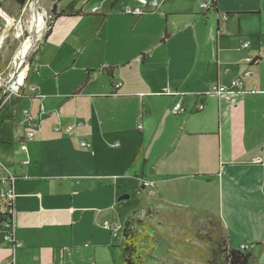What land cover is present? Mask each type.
<instances>
[{"label": "crops", "instance_id": "1", "mask_svg": "<svg viewBox=\"0 0 264 264\" xmlns=\"http://www.w3.org/2000/svg\"><path fill=\"white\" fill-rule=\"evenodd\" d=\"M12 1L2 7L16 19ZM112 1L58 0L25 97L0 110L12 118L0 164L16 178L19 245L0 229V264L115 262L110 239H96L95 202L100 190L144 183L162 204L218 217L228 247L264 264V167L250 163L264 158V0ZM220 86L234 92L205 95ZM20 143L29 161L16 158Z\"/></svg>", "mask_w": 264, "mask_h": 264}, {"label": "rangeland", "instance_id": "2", "mask_svg": "<svg viewBox=\"0 0 264 264\" xmlns=\"http://www.w3.org/2000/svg\"><path fill=\"white\" fill-rule=\"evenodd\" d=\"M12 2V0H5L3 4L4 8H7V4L14 6ZM31 3L32 0H28L24 13L20 12L19 16L16 17L22 26V31L19 34L20 38H17V28L12 27L4 41L3 48L0 52V75L2 80H6L11 73V69L15 64L16 53L23 40L29 35L27 27L31 16L29 9ZM57 4L58 0L37 1V8L43 15V21L45 22L39 38L25 58L26 64L32 59L34 52L43 40L48 28L52 26L58 17ZM60 66V64L56 65V67ZM29 77L30 79L32 78V73H30ZM9 111L5 110V113L0 117V121H5L2 127L0 122V140L2 133L4 141H9L13 138V130L10 125L12 118ZM36 111L33 110V117L36 116ZM14 112V117L23 114L25 116L27 115L26 110H23V108L18 109V111L14 110ZM18 148L20 149V155L19 157L16 155V158L22 161H29L26 145L20 143ZM7 154V146L0 144V155L3 156V158L0 156L2 164H6L4 157ZM142 185L145 188H142ZM112 188L117 193V196L112 197L110 194L113 193L108 190H100L99 198L95 202L98 205L96 210L99 209L101 214L98 228L100 229L104 216L111 226L119 230L117 237H112L109 232H105L102 229H100L99 234L96 236L99 242L103 240L109 241L110 239L111 245L115 247L111 248L109 246L111 249L110 254L114 252L116 259L115 262L109 261L108 264H118V252L116 248L121 245L122 228L125 220L129 216L133 220V230L138 231L143 236V243L139 246V253L144 258V264H207L210 248V244L207 243V236H209L210 232L213 235L215 232L218 234L220 232L219 225L216 224V221L205 219L201 214L192 211L190 212L185 209L162 204L156 196L155 186L150 183L128 184L125 190L123 186H119V190H116L114 187ZM125 194H128L129 198L117 202V199ZM106 201L108 202L106 203ZM134 212L136 214L132 215ZM103 233L106 237L103 236Z\"/></svg>", "mask_w": 264, "mask_h": 264}, {"label": "built area", "instance_id": "3", "mask_svg": "<svg viewBox=\"0 0 264 264\" xmlns=\"http://www.w3.org/2000/svg\"><path fill=\"white\" fill-rule=\"evenodd\" d=\"M4 0H0V52L3 48L4 41L8 36V32L12 29V27H17L20 24V21L9 16L6 11L2 7V3ZM28 0H26L25 5L20 10L21 13H24L26 10V5ZM202 8L205 9L206 5L202 4ZM128 15L140 16L141 12L136 10H131L127 8L125 11ZM249 45L248 42H244L242 44V48H247ZM26 58V57H25ZM25 58L18 62L15 60L14 67L11 69V73L8 75L6 80L1 79L0 75V110L12 99L17 98L21 99L24 97V89L26 88V78L29 72L30 64H26ZM18 62V63H17ZM237 83L233 85L236 86ZM119 84L116 86L118 87ZM30 91H35L36 88L34 86H30L28 88ZM234 91L230 88L224 87H216L211 92L205 93L206 96H217L218 98L227 94H232ZM163 95L173 96L176 95L173 92L166 91L162 93ZM183 95V94H180ZM37 98H41V95H36ZM184 109L180 104H176L173 106L171 112L174 115L183 113ZM41 115L43 114V109L41 108ZM29 120H23L18 122V127L22 128L28 124ZM36 133V129L33 125H31L30 131H25L23 137L24 139H31L33 135ZM83 146H88L87 144L82 143ZM28 162H23L26 165ZM252 165H260L264 167V158L256 157L251 162ZM16 178L11 175L1 164H0V219L2 221L1 230L3 234V240L5 242L11 243L13 248L18 247L19 245L15 244V224H14V210H13V202H14V184ZM103 230L111 232L113 237H116L119 230L111 226L108 221H104L101 225ZM87 245H85L86 247ZM249 247L243 245L239 249L241 251H247ZM3 264H14L13 260L6 261Z\"/></svg>", "mask_w": 264, "mask_h": 264}, {"label": "trees", "instance_id": "4", "mask_svg": "<svg viewBox=\"0 0 264 264\" xmlns=\"http://www.w3.org/2000/svg\"><path fill=\"white\" fill-rule=\"evenodd\" d=\"M15 3L22 8L25 5L26 0H14ZM216 0L212 1V5L215 4ZM116 0L111 2V7L114 6ZM70 16H77L78 14H71ZM51 26L48 28L43 38H46L50 33ZM31 60L29 61V64ZM204 216L205 219L210 221H216V224L219 225L221 229L220 220L218 217H215L210 214H205L197 212ZM134 212L132 215H135ZM132 219L128 218L123 225L121 232V245L117 247L119 252V262L118 264H144V258L141 257L139 253V246L143 243V236L139 234L138 231L133 230ZM221 231L218 233L215 232L209 233L207 236V243L210 244L209 248V260L207 264H247L251 258V254L247 251H241L240 249H231L227 245L226 238L220 235ZM213 236H215L213 238Z\"/></svg>", "mask_w": 264, "mask_h": 264}, {"label": "bare ground", "instance_id": "5", "mask_svg": "<svg viewBox=\"0 0 264 264\" xmlns=\"http://www.w3.org/2000/svg\"><path fill=\"white\" fill-rule=\"evenodd\" d=\"M37 1L38 0H32V3L30 4V7H29L31 11V16L29 18L28 27H27V31L29 32V35L23 40L19 50L16 53L15 58H16V61L18 62H21L28 55L34 43L39 38L43 30V27H44L45 21H43L44 19L43 15L39 12V9L37 8ZM16 28L18 31L17 38H20L19 34L22 31L21 24L17 25Z\"/></svg>", "mask_w": 264, "mask_h": 264}, {"label": "water", "instance_id": "6", "mask_svg": "<svg viewBox=\"0 0 264 264\" xmlns=\"http://www.w3.org/2000/svg\"><path fill=\"white\" fill-rule=\"evenodd\" d=\"M142 188H144V186H142ZM128 198H129V195L128 194L122 195V196H120L117 199V202H120V201L125 200V199H128Z\"/></svg>", "mask_w": 264, "mask_h": 264}]
</instances>
